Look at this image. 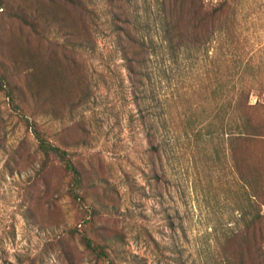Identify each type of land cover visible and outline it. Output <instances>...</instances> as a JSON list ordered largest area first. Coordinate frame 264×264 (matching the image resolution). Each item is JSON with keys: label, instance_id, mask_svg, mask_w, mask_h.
<instances>
[{"label": "rangeland", "instance_id": "374dc122", "mask_svg": "<svg viewBox=\"0 0 264 264\" xmlns=\"http://www.w3.org/2000/svg\"><path fill=\"white\" fill-rule=\"evenodd\" d=\"M159 1L82 0L76 42L47 36L61 45L53 65L65 62L71 91L27 96L23 109L0 91V264H98L79 235L105 241L114 264H239L238 253L249 264V242L236 235L251 219L264 230L249 138L198 129L213 106L226 105L231 119L239 89L251 88L249 103L260 101L264 114V0H236L232 34L216 33L198 50L168 44ZM122 13L144 43L133 74L115 28ZM10 29L18 30L1 22L0 35ZM23 117L84 169L83 200L67 195L58 168L38 172L41 153ZM236 141L245 161L230 147Z\"/></svg>", "mask_w": 264, "mask_h": 264}, {"label": "trees", "instance_id": "16d2710c", "mask_svg": "<svg viewBox=\"0 0 264 264\" xmlns=\"http://www.w3.org/2000/svg\"><path fill=\"white\" fill-rule=\"evenodd\" d=\"M234 2L236 0H160L159 9L164 16L165 40L176 50H180L183 46L185 50H198L216 33L225 31L232 34L235 19L232 8ZM86 10L82 0H0V12H2L0 28L1 22L6 21L15 24L18 29L15 31L10 29L6 33H9L8 35H0V91H3L11 101L15 100V106L19 109H23L27 96L34 102L42 97L48 99L47 95L52 99L59 92L66 95L71 91L63 74L65 62L58 59L57 65H53V55L61 45L47 41V36L54 31L63 32L68 37V43L76 42L80 33L79 30L74 29V14ZM122 14L123 25H115V28L123 34L119 33L125 41V46L122 48L123 58L126 61V69L133 74L138 71L140 49H143L144 43L137 37V30L136 34L132 32L133 29L125 13ZM11 66L15 68V71L8 73V68ZM13 81L15 83H12ZM21 88L27 92L24 94ZM239 91L240 99L231 106L234 112L231 119L225 120L226 105L219 108L213 106L207 112L206 120L200 121L198 130L212 136L218 132H224V128L228 127V130L236 136H248L249 139H244L243 142H247L246 147L253 151L251 159L254 170L251 177L257 184L253 196L257 195L264 204V175L257 172L260 162H263L264 167V114L258 110L262 104L260 101L254 104L249 103L248 96L251 88L239 89ZM260 92H264V86L260 87ZM214 94L220 96L222 92L220 90ZM22 120L26 126L31 127L37 141V148L41 153L38 172L44 174L48 170L51 171L53 167L58 168L62 176L69 178L67 195L74 200H83L81 191L87 187L84 169L69 157L66 149L49 141L37 124L30 123L26 117ZM147 137L149 143L153 144L150 131ZM239 143L241 141L229 144L233 153L238 155L235 157L245 161L239 153L243 150ZM152 146V150L157 152V145ZM43 174L41 179L48 190L52 184H49V179L47 180ZM46 203H49V198L46 199ZM83 221L90 226V221L84 219ZM256 224L257 221L251 219L246 229H242L236 235L241 240H248L250 244L247 243L249 264H253L254 259L257 258H262L264 262V249L261 246L264 241V230ZM250 229L249 235L247 232ZM244 234H246L245 237H243ZM79 239L98 264H114L105 241L86 235H79ZM233 242L234 238L229 243ZM253 249L257 250L253 252ZM235 257L239 264H243L241 253Z\"/></svg>", "mask_w": 264, "mask_h": 264}]
</instances>
